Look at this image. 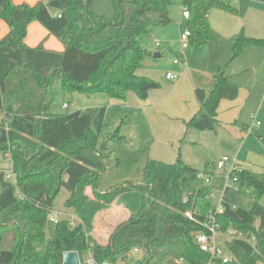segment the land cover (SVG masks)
<instances>
[{
    "label": "trees",
    "instance_id": "trees-1",
    "mask_svg": "<svg viewBox=\"0 0 264 264\" xmlns=\"http://www.w3.org/2000/svg\"><path fill=\"white\" fill-rule=\"evenodd\" d=\"M175 0H111L113 14L92 11V0H50L13 3L0 0V20L8 32L0 38V153H9L13 179L0 170V230L15 229L14 244L0 249V264H62L65 251H89L95 260L116 264L134 249L139 256L133 264H208L210 255L201 250L194 235L201 222L214 209L207 198L213 187H222L224 178L216 176L215 163L206 162L199 170L180 157L165 163L148 158L142 182H126L103 191L99 180L113 156L112 145L123 144L125 136L118 125L100 141L106 107L91 106L54 111L59 79L66 94H103L124 101L129 91L145 99L160 84L140 76L137 69L152 52L142 45L141 36L153 27L171 23L169 7ZM188 10L189 45L209 43L212 30L208 13L213 8L236 14L224 0H181ZM39 22L62 44L61 51L26 44L28 25ZM232 59L245 48L264 46V37L231 36ZM239 86L225 73L216 75L213 89H196L199 111L185 125L187 129L213 130L218 123L221 99H235ZM203 171L214 178L205 184L197 178ZM237 187L250 199L247 208L225 200L217 214L222 229L234 228L246 240L226 241L231 261L215 264H264V170L240 168ZM65 188L67 209L79 210L94 197L111 205L125 190L143 193L138 212H128L116 223L108 239L89 244L81 223L69 225L67 219L52 222L50 214L56 196ZM191 211L193 219L185 215ZM49 229V236L47 230ZM0 240L2 235L0 234Z\"/></svg>",
    "mask_w": 264,
    "mask_h": 264
},
{
    "label": "crops",
    "instance_id": "crops-1",
    "mask_svg": "<svg viewBox=\"0 0 264 264\" xmlns=\"http://www.w3.org/2000/svg\"><path fill=\"white\" fill-rule=\"evenodd\" d=\"M12 1L16 4L27 2L33 5L43 0ZM230 3L237 9L236 14L218 8H213L208 13L212 30L209 44L212 45L213 53L206 61L204 55L206 47L202 48L203 46H201L194 49L203 64L195 62L191 58V54H186L188 48L182 51L180 49V35L184 31V21L187 29V21L182 14L179 16L177 31H171L167 26L154 28V31L149 35L151 41L146 43L147 45L142 44L152 52V56L143 60L136 72L140 76L154 79L160 86L151 89L145 99H140L134 92L129 91L126 99L119 101L127 107L129 105L126 118L129 124L131 122L133 125L138 123L137 132H140L139 129L151 131L150 134L146 133L145 135L152 137L155 135L156 138H153L155 142H166L167 144L179 140V145H181V141L184 142V145H193L195 138L208 137V134H199L200 136H198L196 132H209L208 130L187 129L185 125V122L190 120L200 109L195 91L196 89L205 91L213 89L216 75L225 73L239 86V92L235 99L220 100L217 108L218 123L214 129L224 128L234 139L241 140V145L235 155L240 159L238 162L241 168H248L241 161L247 152L264 154V46L247 47L232 60L231 36L242 31L250 37H264V0H230ZM169 14L174 22L176 17L171 16L170 8ZM7 32L8 25L0 20V38ZM156 41L159 43L156 44ZM25 42L30 47H35L42 42L45 49L55 51L63 49V44L55 36L50 35L37 21L28 25ZM191 51L192 48L190 53ZM154 53H158V56H154ZM167 54L177 57H174L164 67L158 59ZM177 59L179 62L175 63L174 60ZM163 68L166 69L163 70ZM167 72H173L179 76L170 79L166 77ZM65 102L62 104L63 109ZM53 105L52 109L59 111L55 110ZM247 128L250 130L247 131ZM174 129H176L175 132ZM188 133L192 137L187 139ZM181 150L179 152L182 158ZM184 162L202 170L205 163L209 161L206 160L202 167H196L193 161L185 160ZM262 170L264 169L258 171ZM118 211H122V219L130 212L125 210L124 206L111 204L110 210L105 211L104 214H97L96 220L100 216H104L109 223V218L112 217L111 213L114 212V215ZM97 227L96 225L95 230Z\"/></svg>",
    "mask_w": 264,
    "mask_h": 264
},
{
    "label": "rangeland",
    "instance_id": "rangeland-1",
    "mask_svg": "<svg viewBox=\"0 0 264 264\" xmlns=\"http://www.w3.org/2000/svg\"><path fill=\"white\" fill-rule=\"evenodd\" d=\"M45 3L49 0H43ZM16 4V3H15ZM92 11L97 14H104L111 16L113 14V7L111 0H92L91 5ZM170 13L174 18V22L169 23L167 28L172 30H178L179 27V16L182 14L181 0H175L172 5H170ZM186 20V19H185ZM163 27L156 26L154 28ZM183 29L185 31V21L183 22ZM149 35H142V44L149 43ZM159 43L156 41V44ZM210 43V41H209ZM206 44L202 48L206 47L204 50V55L206 56V61L210 58L211 53H213V48L211 44ZM147 45V44H146ZM153 48V47H151ZM189 50H188V49ZM192 51L190 53V49ZM195 48H200L196 46L189 45L186 54H191V58L199 64H203L200 60V56L194 51ZM208 56V57H207ZM174 57L164 55L162 58L158 59L161 65L166 67L168 62ZM232 57V56H231ZM232 59V58H231ZM178 60V59H177ZM233 60V59H232ZM186 62V61H185ZM166 68H163L165 70ZM179 76V75H178ZM52 88L57 91L55 96V103L53 108L55 110H63L62 104L65 101H71L70 110L84 109L91 106L103 105L106 107L105 116L103 119V125L100 132V141L107 134L112 132L118 125L126 122L122 128V133L125 136V142L123 144L112 145L113 156L108 164L107 169L103 172L98 187L103 191H108L114 189L117 186H121L126 182L131 184H139L142 182V170L148 158L159 160L165 163H173L176 161L178 152L181 150L182 160L193 161L196 167H202L204 162L208 160L214 163L221 159L223 156H227L231 159L240 160L235 155L236 150L241 145V140L239 138L234 139L224 128L217 127L219 129L208 130V133H198L208 134L204 137L195 138L193 145H184L181 141L179 145V140L174 143H161L155 142L153 137L146 136L145 134H150L151 131L139 129L137 132V124L133 125L132 122L129 124L126 118L128 107L121 104L119 100L110 99L106 95H85L81 93L66 94L60 90L59 79H55L52 83ZM64 101V102H63ZM176 129H174V132ZM192 137L190 133L187 134V139ZM207 157V158H205ZM244 165L252 170L264 169V154L247 152L244 159L241 160ZM11 169V161L9 153H0V170L4 173H8ZM217 172V171H216ZM220 175L221 173L217 172ZM224 197L231 201L235 207L247 208L250 205V199L247 195L242 194L237 186L228 188V190L223 194ZM68 196V192L65 188H61L58 195L54 200L53 211L57 214L58 218H68L67 220L73 221L74 224L81 223L87 231V239L89 244H91L95 239L104 242L108 239L109 233L115 227L116 223L122 219V211H118L108 219L104 216H100L96 222L97 214H104L105 211L110 210L111 205H107L94 197H91L86 204H84L79 210L74 211L72 209H67L64 206V201ZM222 196V192H217L214 197L210 199L212 203H216L217 200ZM260 204L264 206V197L260 199ZM117 206H124L125 210L131 212H138L143 204V193L141 190L132 188L123 191L117 198ZM68 213L69 215H66ZM109 216V215H108ZM96 222V223H95ZM98 226L95 230V226ZM47 235L49 236V229L47 230ZM2 235V240H0V249L12 247L14 244L15 229L11 228L7 232L0 230ZM224 254H229L227 248L222 246ZM89 256V251L82 254L81 260ZM139 256V252L132 251L125 259L118 261L116 264H133L135 259ZM263 264V263H260Z\"/></svg>",
    "mask_w": 264,
    "mask_h": 264
},
{
    "label": "built area",
    "instance_id": "built-area-1",
    "mask_svg": "<svg viewBox=\"0 0 264 264\" xmlns=\"http://www.w3.org/2000/svg\"><path fill=\"white\" fill-rule=\"evenodd\" d=\"M230 1V0H224ZM182 16L184 18H188V10L184 8L182 11ZM189 30L185 29L180 35V42L182 48H186L189 46ZM158 44V43H157ZM175 63H178V60H174ZM167 78H177L178 74L173 72H167ZM66 107V104H64ZM259 124V122H257ZM250 128H247L249 131ZM216 171L221 173L220 175L224 178L222 187H213L211 192L208 194L207 198L211 199L216 195V193L222 192V196L217 200L216 203H213L214 209L211 210L201 222L202 230L198 231L194 235L195 242L199 246V248L210 255V261L208 264H215L214 260L221 261L222 263H226L231 261L232 256L230 254H224L222 246H225L226 241L239 239V240H246L252 245H254L255 238L254 236L247 237V235L243 232H239L234 228H227L222 229L220 223L217 220V214L223 211V206L226 198L224 197V193L228 190V188L237 186V172L240 170L241 166L236 159H231L227 156H223L221 159L215 162ZM216 176H219L218 174ZM13 173L11 169L8 173H5V178L13 179ZM197 178L202 180L205 184H211L214 178H211L209 175L205 174L203 171L197 173ZM235 208V206H232ZM185 215L193 219V214L191 211H186ZM50 219L52 222H57L60 219L58 218L57 214L53 211L50 215ZM69 221V220H68ZM70 226H73V221L68 222ZM226 247V246H225ZM134 252H137V249H134ZM80 264H112L109 261H97L95 258L90 254L87 258L83 261L80 259Z\"/></svg>",
    "mask_w": 264,
    "mask_h": 264
},
{
    "label": "water",
    "instance_id": "water-1",
    "mask_svg": "<svg viewBox=\"0 0 264 264\" xmlns=\"http://www.w3.org/2000/svg\"><path fill=\"white\" fill-rule=\"evenodd\" d=\"M158 56V53H154ZM62 264H80V257L77 251H65L63 253Z\"/></svg>",
    "mask_w": 264,
    "mask_h": 264
}]
</instances>
